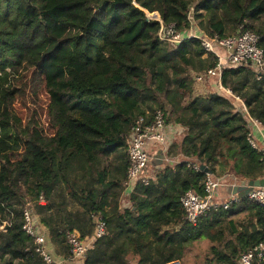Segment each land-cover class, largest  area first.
<instances>
[{
	"label": "trees",
	"instance_id": "trees-1",
	"mask_svg": "<svg viewBox=\"0 0 264 264\" xmlns=\"http://www.w3.org/2000/svg\"><path fill=\"white\" fill-rule=\"evenodd\" d=\"M153 12L184 35L223 37L242 26L264 50V0H0V264H46L22 231L25 206L53 245H66L65 258L66 233L91 237L92 214L100 212L105 235L83 264H132L128 253L135 264H184L188 244L201 238L211 243L202 264H237L264 241V206L247 197L195 224L184 220L181 195L203 193L200 165L250 180L264 178V158L247 142L239 102L214 77L206 95H194L192 73L214 66L213 56L196 38L176 47L159 41ZM257 74L251 65L224 64L221 83L264 125ZM156 109L184 132L162 170L121 209L110 191L121 183L116 175H126L129 128ZM111 156L125 163L109 171Z\"/></svg>",
	"mask_w": 264,
	"mask_h": 264
},
{
	"label": "built area",
	"instance_id": "built-area-1",
	"mask_svg": "<svg viewBox=\"0 0 264 264\" xmlns=\"http://www.w3.org/2000/svg\"><path fill=\"white\" fill-rule=\"evenodd\" d=\"M147 16L149 19L157 20L160 24L157 32L159 41L176 47L187 39L196 38L199 40L205 54L210 53L213 56L214 66L201 72L192 73L193 83L195 86L205 85L209 78L214 77L218 89L230 94L239 102L240 109L245 114L248 122L247 142L261 158H264V125L257 118L251 116L243 101L221 83L224 64L232 66L251 65L258 71L256 79L259 80L264 76V50L258 45V36L250 30H243L242 26L238 27L233 34L223 37L215 34L211 38H206L192 32L184 35L177 30L174 23L163 24L157 12L147 13ZM180 127V125L166 123V114L161 109H156L151 113L146 112L134 120L129 128L124 148L128 159L126 175L122 182V192L125 195L130 197L139 183L148 185L149 181L155 176V174L145 173L146 167L153 159L146 150V144L148 142L157 143L167 153L168 148L175 141L176 135L179 134ZM187 167L195 170L199 169L197 165L189 162ZM247 182L248 179L231 172H224L221 175L206 173L201 195L192 190H187L180 197L184 220L190 224H195L200 217L212 210H217L220 207L223 209L229 208L232 203H237L241 198L230 194L224 200H217L216 193L218 189H224L228 185L244 187L247 186ZM245 197L264 206V187H253ZM39 201H44L42 196L39 197ZM21 217L22 231L32 240L35 251L46 264L53 263L54 259L47 247L43 232L44 226L40 223L38 216L29 206H25L22 209ZM92 218L94 227L91 242L81 239L80 234L75 230L66 233V242L69 247L67 261L84 258L86 252L92 246V242L105 235L106 222L102 214L100 212L92 214ZM262 260H264V241L242 252L237 264H260Z\"/></svg>",
	"mask_w": 264,
	"mask_h": 264
},
{
	"label": "crops",
	"instance_id": "crops-1",
	"mask_svg": "<svg viewBox=\"0 0 264 264\" xmlns=\"http://www.w3.org/2000/svg\"><path fill=\"white\" fill-rule=\"evenodd\" d=\"M194 90H193V93L194 95H206L209 91V86L207 85V83L204 85V84H201L199 86H195L194 85ZM180 131H179V134L176 135L175 137V141L181 137V135L183 134L184 132V128L180 127ZM174 141V142H175ZM146 150L148 151V153L152 156V158L154 159L156 156H158V154L161 152L162 148L160 147L159 144L157 143H152V142H148L146 144ZM122 151L124 152V148L122 149ZM162 154L166 155V152L164 150H162ZM152 161L148 164V166L146 167V170H145V173L146 174H157L159 173L161 170H162V162L161 164H158L157 161ZM165 160H167V158H164ZM163 159V160H164ZM176 159V158H175ZM162 160V161H163ZM154 162V163H152ZM123 163V160H121V157L120 156H111L109 157V161H108V166H109V171L116 165H122ZM123 176H124V173L123 172H119L117 175H116V178H119L120 182L119 183L117 180H114L116 181L117 185L115 187H113V189H111L110 191V198L112 197L113 198V195L116 196V199H117V202H118V206L119 208L121 209H124L126 207H129L130 206V197L125 195L124 192H122V182H123ZM216 199L217 200H224L226 199V194L222 192L221 189H218L217 193H216ZM45 201H43L42 203H44ZM245 218V214L242 213V214H239L237 216H234L233 219L234 220H237V221H241L242 219ZM241 227L238 226V229H240ZM44 235H45V238H46V244H47V247L49 249V251L52 253V257L54 259V262L55 263H62V262H65L66 258L63 256V254L61 253V250L58 246H55L51 243L50 239H49V232H48V229L44 226ZM91 237H87V238H84L85 241L87 242H91ZM93 243V242H92ZM211 245V243H210ZM83 258L81 259H76L74 261H68L67 264H83V261H81ZM127 259L130 260V262L132 264H135V257L132 256V253H128V256H127ZM166 264H181L180 261L178 260H174V261H170Z\"/></svg>",
	"mask_w": 264,
	"mask_h": 264
},
{
	"label": "rangeland",
	"instance_id": "rangeland-1",
	"mask_svg": "<svg viewBox=\"0 0 264 264\" xmlns=\"http://www.w3.org/2000/svg\"><path fill=\"white\" fill-rule=\"evenodd\" d=\"M226 171L229 172L231 170L227 169ZM221 174L222 173L219 174V172H217L214 175H221ZM70 208H75L74 204L71 203ZM209 247H210V242L204 238L195 240L194 242L188 244L184 257L182 259L183 263L184 264H202V262L206 258V255H208ZM59 248L60 250H63L64 252L67 249L66 245H64L63 247H59ZM81 261H83V259Z\"/></svg>",
	"mask_w": 264,
	"mask_h": 264
},
{
	"label": "water",
	"instance_id": "water-1",
	"mask_svg": "<svg viewBox=\"0 0 264 264\" xmlns=\"http://www.w3.org/2000/svg\"><path fill=\"white\" fill-rule=\"evenodd\" d=\"M163 159L164 155L161 151L158 156L153 159V161H157L158 164H161ZM200 169L203 170L205 173L211 174L210 170L205 165H200ZM253 187H264V178L250 179L247 182V186L244 187L228 185L224 188V190L228 195H237L240 198H244L248 191Z\"/></svg>",
	"mask_w": 264,
	"mask_h": 264
}]
</instances>
